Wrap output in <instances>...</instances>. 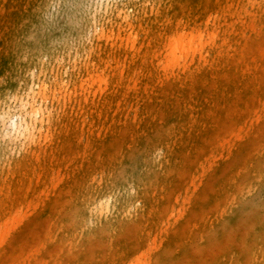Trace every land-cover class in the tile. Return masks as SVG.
Wrapping results in <instances>:
<instances>
[{"label":"rangeland","instance_id":"obj_1","mask_svg":"<svg viewBox=\"0 0 264 264\" xmlns=\"http://www.w3.org/2000/svg\"><path fill=\"white\" fill-rule=\"evenodd\" d=\"M21 208L0 264H264V0H0V222Z\"/></svg>","mask_w":264,"mask_h":264},{"label":"bare ground","instance_id":"obj_2","mask_svg":"<svg viewBox=\"0 0 264 264\" xmlns=\"http://www.w3.org/2000/svg\"><path fill=\"white\" fill-rule=\"evenodd\" d=\"M131 1L132 0H128ZM190 36V37H186ZM204 34L202 32H199L198 34L191 33L190 35H186L185 33L178 34L175 37H173V43L171 46L173 55L176 54V50L180 46V44H183L186 39H188V42L184 44L187 48H190L194 41L198 39H202ZM201 43V40H200ZM185 51L186 48H183ZM175 56V55H174ZM204 64L209 65L210 61L206 58L203 59ZM194 64V63H192ZM188 74H185L184 72L180 77L179 80L182 84H184L185 81H187V77L191 76L194 71H197V68L192 65L190 69H188ZM100 78V75H97L96 78L94 77L95 80H98ZM34 84H32V88L28 91L27 94H19L16 95V102L18 103V111L16 113L19 114L20 119L18 122H13V127L16 133L14 134L15 136L13 137L12 141L13 142H18L20 139V136H23L26 141H36V135L41 138L43 131L47 126V124L50 121L51 118V111L48 107V95H47V83L43 81L42 83L40 82L38 85L39 89L36 90L34 88ZM226 83L222 84L220 87L222 88H229L226 87ZM184 95V94H183ZM192 101L190 99H187L186 97V105H188L191 110L197 109L198 111H203L200 106H197L195 104H192ZM11 110L10 109H4L2 112V115L6 116L10 114ZM161 140V138L159 139ZM163 140V139H162ZM126 193V200H123L121 202L115 203V211L113 213L116 214H127L130 213L132 208L136 207L135 201H133L132 196H133V188L125 189ZM111 195L110 194H105L104 196H101L97 199V201H94L93 203V209L89 210V217L92 216L93 211L98 212L101 216H104L106 213L108 215H111ZM22 208L19 209V211L15 212L12 218L5 220L4 222H0V255L2 252L5 250L6 246L9 243L11 234L13 230L17 227L18 224L21 223L22 220ZM154 215V214H153ZM153 215H148L149 218H151ZM41 251L37 250L36 255L38 260L40 261L41 258ZM150 252L149 249L144 250L140 256L137 257V255L131 256V258L128 261V264H141L142 260L144 258L150 257ZM38 261V264L40 262ZM10 264H18L15 261H11Z\"/></svg>","mask_w":264,"mask_h":264}]
</instances>
